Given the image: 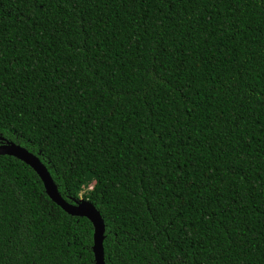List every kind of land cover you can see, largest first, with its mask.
I'll list each match as a JSON object with an SVG mask.
<instances>
[{
	"label": "trees",
	"instance_id": "trees-1",
	"mask_svg": "<svg viewBox=\"0 0 264 264\" xmlns=\"http://www.w3.org/2000/svg\"><path fill=\"white\" fill-rule=\"evenodd\" d=\"M2 139L100 210L106 264H264V0H0ZM93 245L0 155V264Z\"/></svg>",
	"mask_w": 264,
	"mask_h": 264
},
{
	"label": "water",
	"instance_id": "water-1",
	"mask_svg": "<svg viewBox=\"0 0 264 264\" xmlns=\"http://www.w3.org/2000/svg\"><path fill=\"white\" fill-rule=\"evenodd\" d=\"M0 155L14 156L30 165L42 179L46 192L53 201L71 215L84 216L90 219L94 226L93 251L96 264H106L104 251L106 225L100 210L90 200L81 198L74 203L65 200L59 192L58 186L48 167L41 160L40 156L21 144L2 139L0 143Z\"/></svg>",
	"mask_w": 264,
	"mask_h": 264
},
{
	"label": "rangeland",
	"instance_id": "rangeland-1",
	"mask_svg": "<svg viewBox=\"0 0 264 264\" xmlns=\"http://www.w3.org/2000/svg\"><path fill=\"white\" fill-rule=\"evenodd\" d=\"M82 199H84V198H82Z\"/></svg>",
	"mask_w": 264,
	"mask_h": 264
}]
</instances>
